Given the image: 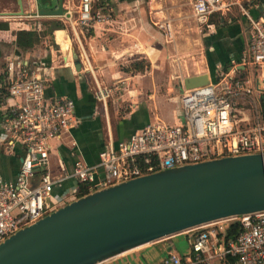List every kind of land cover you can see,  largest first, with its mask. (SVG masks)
I'll list each match as a JSON object with an SVG mask.
<instances>
[{
    "label": "built area",
    "instance_id": "built-area-1",
    "mask_svg": "<svg viewBox=\"0 0 264 264\" xmlns=\"http://www.w3.org/2000/svg\"><path fill=\"white\" fill-rule=\"evenodd\" d=\"M66 0L63 22L85 30L109 24L111 11L94 0ZM253 0H192L193 17L210 27V16L236 5L250 28L249 45L229 69L218 67L206 85L183 89L182 120L155 121L127 138L108 144L98 161L87 163L72 151L68 170L61 160L52 167L53 141L71 134L78 124L70 97L45 96V78L31 63L6 62L0 88V146L7 154L23 150L16 177H0V242L79 196L154 171L226 155L264 153V15L250 12ZM36 12V11H35ZM239 67L261 68L263 87L240 77ZM108 85L95 84L94 98L105 103ZM72 149L75 142H71ZM83 193V194H81ZM81 194V195H80ZM236 228L232 235H227ZM186 232L193 234L188 255L169 251L156 264H264V211L218 219Z\"/></svg>",
    "mask_w": 264,
    "mask_h": 264
},
{
    "label": "crops",
    "instance_id": "crops-1",
    "mask_svg": "<svg viewBox=\"0 0 264 264\" xmlns=\"http://www.w3.org/2000/svg\"><path fill=\"white\" fill-rule=\"evenodd\" d=\"M38 1L34 0L28 9L21 0L24 13L30 15L40 8ZM51 1L56 5L57 0ZM13 2L19 10L17 0H2L0 13L15 12ZM188 2L193 17L192 0ZM78 3V0L73 1L74 14ZM64 4L66 2L63 7ZM93 6L111 11L109 24L96 23L85 30L76 22L70 24L59 19L64 24L63 29L53 30L50 36L45 35L39 44L27 49L17 47L15 32L21 29L39 31L43 23L32 22L31 16L0 15V21L8 24L7 29L0 30V77L7 61H26L45 78L46 97H70L75 103L79 122L71 134L53 141V168L59 158L70 170L72 151L79 152L87 163H96L99 151L108 142L123 140L148 123L164 122L156 115L161 106L173 118L172 124L180 122L183 79L203 73L213 79L219 66L224 70L223 65H226L228 70L230 60L238 58L249 45L250 28L236 5L225 14L211 15L210 27L200 26L207 30L200 35V43L164 42V38L169 41L172 37L174 24L184 25L181 6L164 10L155 7L152 0H94ZM250 12L256 17L263 16L264 0H253ZM57 32L62 33L58 36ZM141 61L147 66L144 70L127 71L132 63ZM239 72L240 77L263 87L256 80L261 68L239 67ZM96 83L112 88L105 103L94 98ZM72 141L76 145L74 149L70 145ZM22 155L19 147L13 154H7L0 146L2 179L16 177ZM192 238L193 234L184 231L100 264H156L169 251L188 255Z\"/></svg>",
    "mask_w": 264,
    "mask_h": 264
},
{
    "label": "water",
    "instance_id": "water-1",
    "mask_svg": "<svg viewBox=\"0 0 264 264\" xmlns=\"http://www.w3.org/2000/svg\"><path fill=\"white\" fill-rule=\"evenodd\" d=\"M17 3L18 11L0 15L24 16ZM38 3V16L63 13V0ZM208 82L203 73L182 85ZM261 211L264 153L215 157L83 194L1 241L0 264H100L218 219Z\"/></svg>",
    "mask_w": 264,
    "mask_h": 264
},
{
    "label": "rangeland",
    "instance_id": "rangeland-1",
    "mask_svg": "<svg viewBox=\"0 0 264 264\" xmlns=\"http://www.w3.org/2000/svg\"><path fill=\"white\" fill-rule=\"evenodd\" d=\"M8 1V0H6ZM15 1V0H13ZM26 8L29 9L31 7V4L34 3V0H24ZM66 0H63L65 2ZM187 1V2H186ZM2 2V0H0ZM1 4V3H0ZM79 4V3H78ZM152 4L155 7L162 8V9H174L176 6H181L182 10L184 11V16L181 18L184 20V25L178 26L177 24L173 25V34L172 37L169 38V41H166L164 38L165 43H200V35L206 33V29H203V27H200V25L196 22V20L190 16V7H188L187 4H189L188 0H152ZM14 10L17 11L18 7L15 5V2H13ZM37 11V10H35ZM33 12L35 14L25 13L24 16H31L34 19L32 22H39L44 23L51 20H59V17L56 16H38L37 12ZM19 17V16H18ZM21 17V16H20ZM30 18V17H29ZM60 21V20H59ZM202 28V29H198ZM165 37V36H164ZM45 44V43H44ZM76 46V43H74ZM160 120L172 124L174 121L171 115H168V112L166 108H163L162 106L158 110V113L156 114ZM151 120L154 119L151 115Z\"/></svg>",
    "mask_w": 264,
    "mask_h": 264
},
{
    "label": "trees",
    "instance_id": "trees-1",
    "mask_svg": "<svg viewBox=\"0 0 264 264\" xmlns=\"http://www.w3.org/2000/svg\"><path fill=\"white\" fill-rule=\"evenodd\" d=\"M43 28L41 30H36V29H21V30H17L15 32V44L17 45V47L21 48V49H27V48H31L37 44H39V42H41L42 38L45 35H51V32L53 30L56 29H63L64 28V24L59 21V20H51V21H47L44 22L43 24ZM8 28V24L5 21H0V30L3 29H7ZM146 64L141 61V62H134L131 64V66L127 69V71L129 70H133V71H142L145 69ZM224 70L227 69L226 65H223ZM3 93H5V89L1 88L0 89V99H1V95H3ZM83 194V193H81ZM80 194V195H81ZM236 231V228H231V230H229L227 235H232L233 232Z\"/></svg>",
    "mask_w": 264,
    "mask_h": 264
},
{
    "label": "bare ground",
    "instance_id": "bare-ground-1",
    "mask_svg": "<svg viewBox=\"0 0 264 264\" xmlns=\"http://www.w3.org/2000/svg\"><path fill=\"white\" fill-rule=\"evenodd\" d=\"M62 32H57V35L59 36L60 34H61ZM64 45H65V43H64ZM67 46V45H66ZM69 46V45H68ZM63 48V47H62ZM65 49V48H64Z\"/></svg>",
    "mask_w": 264,
    "mask_h": 264
},
{
    "label": "flooded vegetation",
    "instance_id": "flooded-vegetation-1",
    "mask_svg": "<svg viewBox=\"0 0 264 264\" xmlns=\"http://www.w3.org/2000/svg\"><path fill=\"white\" fill-rule=\"evenodd\" d=\"M36 1V0H35Z\"/></svg>",
    "mask_w": 264,
    "mask_h": 264
}]
</instances>
